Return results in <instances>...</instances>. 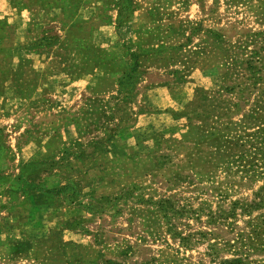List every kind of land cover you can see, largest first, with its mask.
I'll return each mask as SVG.
<instances>
[{"label":"rangeland","instance_id":"obj_1","mask_svg":"<svg viewBox=\"0 0 264 264\" xmlns=\"http://www.w3.org/2000/svg\"><path fill=\"white\" fill-rule=\"evenodd\" d=\"M228 260L264 264V0H0V264Z\"/></svg>","mask_w":264,"mask_h":264},{"label":"trees","instance_id":"obj_2","mask_svg":"<svg viewBox=\"0 0 264 264\" xmlns=\"http://www.w3.org/2000/svg\"><path fill=\"white\" fill-rule=\"evenodd\" d=\"M226 262H228V264H230V262H234V261H229V260H228V261H226ZM108 263H109V262H108Z\"/></svg>","mask_w":264,"mask_h":264}]
</instances>
